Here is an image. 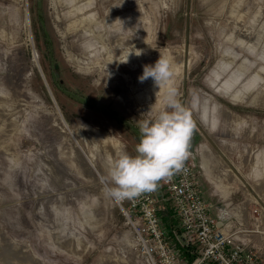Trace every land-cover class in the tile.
Instances as JSON below:
<instances>
[{
	"label": "rangeland",
	"instance_id": "374dc122",
	"mask_svg": "<svg viewBox=\"0 0 264 264\" xmlns=\"http://www.w3.org/2000/svg\"><path fill=\"white\" fill-rule=\"evenodd\" d=\"M160 53L202 199L264 211V0H0V264H149L102 179L165 106Z\"/></svg>",
	"mask_w": 264,
	"mask_h": 264
},
{
	"label": "built area",
	"instance_id": "2783aa9c",
	"mask_svg": "<svg viewBox=\"0 0 264 264\" xmlns=\"http://www.w3.org/2000/svg\"><path fill=\"white\" fill-rule=\"evenodd\" d=\"M190 153L183 171L160 181V197L152 191L133 200L112 199L133 232L136 246L149 264H264V256L246 248L234 232L223 230L210 216L194 174L193 152ZM162 201L171 205L176 217L170 230L172 241L158 219ZM251 214L253 230L264 234L260 208L254 206ZM172 243L186 249L192 259L179 255Z\"/></svg>",
	"mask_w": 264,
	"mask_h": 264
},
{
	"label": "clouds",
	"instance_id": "9594fccd",
	"mask_svg": "<svg viewBox=\"0 0 264 264\" xmlns=\"http://www.w3.org/2000/svg\"><path fill=\"white\" fill-rule=\"evenodd\" d=\"M173 77L172 58L168 55L160 53L154 64L144 66L139 79L154 80L163 90L165 106L157 115L138 124L139 141L133 152L121 143L107 160L102 179L106 197L116 202L133 200L156 190L160 181L184 170L195 130L193 110L198 105L190 108L181 103Z\"/></svg>",
	"mask_w": 264,
	"mask_h": 264
},
{
	"label": "crops",
	"instance_id": "0c3cea01",
	"mask_svg": "<svg viewBox=\"0 0 264 264\" xmlns=\"http://www.w3.org/2000/svg\"><path fill=\"white\" fill-rule=\"evenodd\" d=\"M190 151H194L193 138L190 143ZM195 165L194 162V174L197 176ZM217 181H215L216 185L219 186L220 183ZM160 189L162 191L161 185ZM229 192L230 191L227 192L226 196L219 194L221 198L217 197L216 200L205 201L210 216L223 230L234 232L237 239L242 242L246 248L254 249L260 255L264 256V234L257 233L253 230L251 209L255 205H249V203L247 204L245 201L232 205V202L228 201L230 196ZM260 212L262 216L261 226L264 229V211L262 212V210H260Z\"/></svg>",
	"mask_w": 264,
	"mask_h": 264
},
{
	"label": "trees",
	"instance_id": "16d2710c",
	"mask_svg": "<svg viewBox=\"0 0 264 264\" xmlns=\"http://www.w3.org/2000/svg\"><path fill=\"white\" fill-rule=\"evenodd\" d=\"M161 203L162 207L157 213L158 219L166 236L169 238V240H171L170 230L176 224V217L173 208L167 201H162ZM172 247L179 255H181L186 260L192 259V256L186 251V249L178 247L175 243H172Z\"/></svg>",
	"mask_w": 264,
	"mask_h": 264
},
{
	"label": "water",
	"instance_id": "95a60500",
	"mask_svg": "<svg viewBox=\"0 0 264 264\" xmlns=\"http://www.w3.org/2000/svg\"><path fill=\"white\" fill-rule=\"evenodd\" d=\"M188 3H189V0H186V9L188 7ZM54 67H56V64L54 65ZM179 98H181V96H179ZM194 120V119H193ZM195 123V126L200 130L201 134L204 136V137H207V134L204 132V130L200 127V125L198 123ZM213 145V144H212ZM232 169V168H231Z\"/></svg>",
	"mask_w": 264,
	"mask_h": 264
},
{
	"label": "bare ground",
	"instance_id": "6f19581e",
	"mask_svg": "<svg viewBox=\"0 0 264 264\" xmlns=\"http://www.w3.org/2000/svg\"><path fill=\"white\" fill-rule=\"evenodd\" d=\"M91 22V25H90V28H94V24L95 23H93V19L90 21ZM96 28V27H95ZM80 63L78 62V61H76V65H79ZM149 80V79H148ZM150 80H153L152 78H150Z\"/></svg>",
	"mask_w": 264,
	"mask_h": 264
},
{
	"label": "flooded vegetation",
	"instance_id": "af4514ba",
	"mask_svg": "<svg viewBox=\"0 0 264 264\" xmlns=\"http://www.w3.org/2000/svg\"><path fill=\"white\" fill-rule=\"evenodd\" d=\"M56 67H54V65H53V69H55Z\"/></svg>",
	"mask_w": 264,
	"mask_h": 264
}]
</instances>
